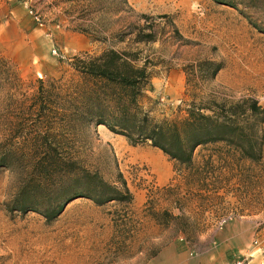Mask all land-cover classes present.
<instances>
[{
	"label": "rangeland",
	"instance_id": "1",
	"mask_svg": "<svg viewBox=\"0 0 264 264\" xmlns=\"http://www.w3.org/2000/svg\"><path fill=\"white\" fill-rule=\"evenodd\" d=\"M222 1L0 0V264H264V117L256 159L218 140L180 164L98 123L103 90L71 66L138 51V105L157 121L192 103L264 109V0ZM138 30L153 39L131 42ZM46 142L75 144L107 181L121 172L132 202L65 201L63 177L37 165Z\"/></svg>",
	"mask_w": 264,
	"mask_h": 264
},
{
	"label": "trees",
	"instance_id": "2",
	"mask_svg": "<svg viewBox=\"0 0 264 264\" xmlns=\"http://www.w3.org/2000/svg\"><path fill=\"white\" fill-rule=\"evenodd\" d=\"M217 1L230 4L228 1ZM152 39L151 32L138 30L131 42ZM138 62V51L113 48L96 56L73 58L71 66L82 78L103 90L101 94L109 113L107 117L100 114L98 123L125 135L132 144L149 140L152 146L180 164L191 162L197 146L218 140L233 142L244 156L256 159L253 138L259 116L264 117V109L255 99H239L229 104L215 103L214 106L213 102L203 106L192 103L186 109L184 118L157 121L146 112L141 113L138 105L143 84L148 82L150 76L146 61L140 65ZM244 126L248 131L246 139L243 136ZM35 154L41 174L63 177L61 194L65 201L78 196L90 198L96 204L108 201L130 204L133 200L121 172L117 173L115 183L103 179L96 169L90 170L83 165L75 144L62 154L57 142H46L37 145Z\"/></svg>",
	"mask_w": 264,
	"mask_h": 264
},
{
	"label": "built area",
	"instance_id": "3",
	"mask_svg": "<svg viewBox=\"0 0 264 264\" xmlns=\"http://www.w3.org/2000/svg\"><path fill=\"white\" fill-rule=\"evenodd\" d=\"M227 219H228V218H226V217H222V218L220 219V221H219V225L221 226V225L225 224L226 221H227Z\"/></svg>",
	"mask_w": 264,
	"mask_h": 264
},
{
	"label": "crops",
	"instance_id": "4",
	"mask_svg": "<svg viewBox=\"0 0 264 264\" xmlns=\"http://www.w3.org/2000/svg\"><path fill=\"white\" fill-rule=\"evenodd\" d=\"M159 149V148H158ZM160 150V149H159Z\"/></svg>",
	"mask_w": 264,
	"mask_h": 264
}]
</instances>
